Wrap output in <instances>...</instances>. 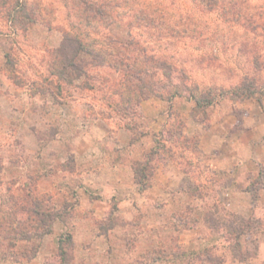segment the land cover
<instances>
[{
  "label": "rangeland",
  "instance_id": "rangeland-1",
  "mask_svg": "<svg viewBox=\"0 0 264 264\" xmlns=\"http://www.w3.org/2000/svg\"><path fill=\"white\" fill-rule=\"evenodd\" d=\"M26 1L40 12L32 27L14 31L0 14V264H264L256 256L240 260L234 244L212 230L259 217L257 225L255 219L248 222L264 254V172L249 183L238 169L231 174L210 169L194 143L211 120L221 118L218 109L232 108L229 122L239 123L245 117L242 104L258 100L234 101L229 93L207 107L205 125L192 119L193 101L182 96L142 100L133 116H124L114 108L119 72L87 65L86 76L68 83V69L61 77L54 65L64 30L78 23L77 0ZM114 1L120 7L98 23L95 36L113 39L116 51L132 40L139 48L136 57L167 58L199 90L234 88L253 74L246 43L255 41L264 50V35L249 34L230 14L224 17L221 3L206 9L205 2L192 0ZM145 5L160 15V32L129 25L131 6ZM243 6L245 12H260L264 0ZM178 23L183 27L169 36L167 25ZM258 76L264 82V67ZM162 87L166 95L167 83ZM162 127L174 133L166 146L180 159L160 151L157 160H171L183 175L143 189L134 167L159 137L168 139L167 133L159 136ZM182 131L188 149L180 147ZM54 214L58 218L51 221ZM37 225L51 229L36 237ZM29 231L30 238L23 239Z\"/></svg>",
  "mask_w": 264,
  "mask_h": 264
},
{
  "label": "trees",
  "instance_id": "trees-1",
  "mask_svg": "<svg viewBox=\"0 0 264 264\" xmlns=\"http://www.w3.org/2000/svg\"><path fill=\"white\" fill-rule=\"evenodd\" d=\"M192 1L196 4H199V1L205 2L206 9L215 8L216 5L221 3L224 17H228L227 15L230 14L233 17L232 20H235L249 34L264 35V9L263 11L260 10V12L258 10L245 12L243 4L247 0L228 1L230 4L224 3L225 0ZM110 2L111 0H77L75 7L78 13V23L74 25L73 30H64L61 44L54 51V65L59 70L58 73H60L61 77L64 73L63 71L68 69V83L80 76H86L87 65L92 66V68L108 66L121 74L120 79L113 86V93L118 95V102L114 104V108L120 114L133 116L139 103L151 97L170 101L175 96H182L187 100L193 101L190 116L194 121L202 125H205L208 120L205 112L207 107L229 93L228 96L234 101L255 98L261 103V99L264 97V82L260 80L258 75L264 67V60L261 59L264 56V50L262 48L258 49L255 41L246 43L248 46L244 51L246 57L252 63L253 74L244 75L241 81L230 90L221 89L217 93L212 86L199 90L198 85L190 84V79L184 70L168 61L167 58H158L154 54L147 53L136 57L134 50L136 51L139 48L136 46L137 44H133L132 40L126 41L116 51L111 48V45L115 42L113 39L109 38V40H106L105 38V40H102L101 37H96L95 33H98V23L108 21L106 17L113 13L114 8L121 5L118 1ZM129 11L131 14L128 13V23L129 25L132 24V27H134L133 25H138L145 28H157L158 32L161 31L158 25L163 23L160 20V15L155 14L157 12L155 9L150 11L146 5L137 8L131 6ZM39 13L36 5H30L26 0H0V14L5 17L14 31H23L32 27L37 23ZM122 14L124 15V13ZM159 20L160 23L158 24ZM179 26L183 27L181 23L176 24L174 27L167 25L169 36H176L178 31L176 28H179ZM164 83H167L169 89L166 95L162 87ZM130 127L132 128L133 126ZM160 131L159 136L167 133L168 139L163 140L159 137L156 145L145 153L143 161L139 160L134 167L135 180L142 185L143 189L149 187L160 151L169 158H173L174 161L180 159V157L178 159L174 158V148L171 144L166 146L167 141H172L171 137L174 136V133L169 129H165V127H162ZM180 133L182 135L180 147L188 149L190 141L183 131ZM198 142V139L194 141L195 144ZM193 151L200 152L196 148ZM179 166H182L181 163H179ZM28 213L29 210L27 211ZM55 218L58 217L54 214L51 217V221ZM248 219H255L254 224L256 225L262 221L259 217ZM248 219L240 218L242 225L238 227L228 223L226 225L227 228L222 227L220 228L221 230L212 228V230L218 231L227 243L234 244L233 248L240 253V260L256 256L258 251L259 242L256 240L255 229L248 222ZM38 226L40 227V225L34 226L33 231L36 237H40L44 231L49 232L51 229L49 227V229L47 228L48 230L41 231ZM42 226L44 227V225ZM23 233H25L23 234V239H29L30 236L28 234L32 233V231ZM250 245H252L253 251L248 252ZM59 250V257L64 259L66 252L61 248V244H59Z\"/></svg>",
  "mask_w": 264,
  "mask_h": 264
},
{
  "label": "crops",
  "instance_id": "crops-1",
  "mask_svg": "<svg viewBox=\"0 0 264 264\" xmlns=\"http://www.w3.org/2000/svg\"><path fill=\"white\" fill-rule=\"evenodd\" d=\"M245 111L243 119L239 123L229 122L232 118L233 110L218 109L221 118L211 120L209 127L204 130L199 139V148L203 153L204 161L210 169L231 174L234 169H238L245 175V179H256L259 173L264 172V99L261 103L242 104ZM250 105V107L248 106ZM253 114L254 117L249 118ZM250 119V120H249ZM238 124V125H237ZM236 126L235 140L233 139V127ZM237 131L241 132L240 134ZM231 143V142H233ZM227 142L229 146H227ZM235 149V153L233 152ZM233 152V153H232ZM181 177L182 171L177 164L171 160H157L156 173L151 186L147 190H154L158 183L169 181L171 176ZM259 190L260 187L257 182ZM232 187H228L230 190ZM252 188V187H251ZM254 189V190H255ZM242 193L249 194V187L242 189ZM261 245H258L256 260L263 262L264 254L260 251Z\"/></svg>",
  "mask_w": 264,
  "mask_h": 264
}]
</instances>
